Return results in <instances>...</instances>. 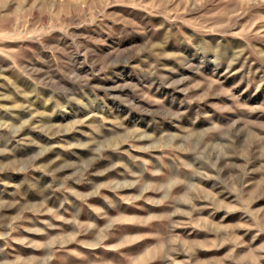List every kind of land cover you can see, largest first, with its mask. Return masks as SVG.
<instances>
[{"label": "rangeland", "instance_id": "1", "mask_svg": "<svg viewBox=\"0 0 264 264\" xmlns=\"http://www.w3.org/2000/svg\"><path fill=\"white\" fill-rule=\"evenodd\" d=\"M0 264H264V0H0Z\"/></svg>", "mask_w": 264, "mask_h": 264}]
</instances>
